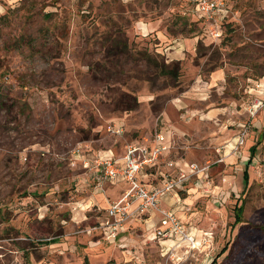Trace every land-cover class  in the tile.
<instances>
[{
    "label": "rangeland",
    "instance_id": "374dc122",
    "mask_svg": "<svg viewBox=\"0 0 264 264\" xmlns=\"http://www.w3.org/2000/svg\"><path fill=\"white\" fill-rule=\"evenodd\" d=\"M218 1L227 16L207 20L196 0H0V264H80V247L75 258H62L45 246L60 220L55 213L38 219V205L76 194L73 184L52 187L73 178L77 156L93 163L103 151L123 155L161 130L175 160L207 165L209 173L205 185L191 175L179 191L188 198L181 218L200 234L198 249L179 264H264V235L250 230L264 225V0ZM218 30L220 37L212 34ZM175 38L184 40V55L173 79L148 60L169 65ZM216 68L225 71L220 87L199 83L186 94L193 70L207 80ZM159 209L166 208L153 209L161 217ZM96 224L70 228L73 236L103 238L84 250L92 264H176L183 252L134 228L137 242L124 258L115 245L98 262L109 240Z\"/></svg>",
    "mask_w": 264,
    "mask_h": 264
},
{
    "label": "crops",
    "instance_id": "0c3cea01",
    "mask_svg": "<svg viewBox=\"0 0 264 264\" xmlns=\"http://www.w3.org/2000/svg\"><path fill=\"white\" fill-rule=\"evenodd\" d=\"M180 39L175 38L172 39L171 41H168V44L170 45L167 47V51L165 55L167 58H170V60H174V59L179 61L183 60L182 57L184 55V52L178 50V48L182 46L183 43L182 41L184 40H180ZM170 51H177L178 56L177 57L169 56ZM193 67H194L193 69H196L194 65ZM193 73H194V77L192 79L193 86L191 85L192 87L190 86L188 91H185L186 94L190 93V91L193 89L195 84L199 85V83H201V85L205 83V84H211L216 87H220V80L223 79L225 76V71L221 68H216L211 70L207 80L203 79V77L199 73H196V70H193ZM247 80L250 81V86L253 83L256 84V82H254V80H251L250 78H248ZM249 89L251 90V87ZM176 99L178 101L173 100V102L180 103L183 98L177 97ZM182 105L184 106H180V108L186 106V104L184 103ZM238 125L240 127L243 124L239 123ZM167 137L169 139V142L171 143L170 137L168 135ZM231 144L232 143H229V145ZM102 154H104V156H102ZM95 155L96 154H94V156ZM100 155H101L100 158L102 159L112 158V159L120 160V158L122 157V154L119 156H115L111 151L100 152ZM91 156L92 155H90V157ZM167 157L173 160L174 167L168 169L166 166L161 165L163 164V162H161L157 167L145 168L144 170H142L139 175V178L142 179V181L146 185H154V184H159L161 180V173L164 172L176 173L177 171H181V170L188 172V167L186 166L187 163L186 164L183 163L180 159L175 160L171 156V152L170 154L167 155ZM76 160L79 161L77 168H73V178L67 179L66 177V179L64 178L65 180H61L58 183H55L54 186L52 187L53 189L57 190L60 188L62 189L68 187L69 185L73 184L75 186L74 191L76 192V194H71L68 197L53 196L54 198L53 203H51V201L49 200V202H46V204L38 205L39 213H37L36 215L38 219H41V217L47 218V215L53 218L52 216H50V214L55 213L58 217L57 220H60L59 223L57 224L58 227L57 231L60 230V233L58 235H55L56 237L50 236L43 239L44 241H46L45 246L49 248L50 252L55 251L57 255L62 256V258L64 257V255L66 256L71 255L72 257L75 258L76 255H78L77 253L78 251L77 252H71V251L72 250L76 251L78 250V247H80L81 249H83V252H81L82 257L80 264H92L90 262L89 254L84 250L87 248L89 243L90 245L91 244L97 245L100 242H102L103 238L98 237L95 239H88L92 231H89L86 234H80L78 235L79 237L73 236V234L71 233L73 230H71L70 228L74 226L78 227L80 225H85L89 219H93V218L96 219V223L101 221L105 217V210L108 207L110 201L112 202L113 200L117 199L121 195V193L126 189L127 185L121 179L116 181L102 180V176L100 173L101 170L93 166L92 158L90 159L89 156H85V155L77 156ZM83 162H86L87 163L86 165H88L89 162H91V164H89L91 168L90 169L84 168L82 166ZM118 163H120V161H118ZM208 176L209 173L206 172L204 177H197L196 178L197 187H201L205 185L204 181L205 178H208ZM185 184L186 183H183L178 189H176V191L161 196L159 198V204L163 208H166L165 210H172L179 218V220L185 225L186 229L190 231L192 234H194V236H196V239H198L200 235L198 229L192 227L187 222H184V220L181 218V210L183 208L182 204L188 198H181L179 196V191L185 188ZM52 188H49V190ZM48 194L51 193L49 192ZM159 221H160V215L154 210H150L145 214L135 216L129 219L125 223L124 227L118 232L117 236L114 239L109 240V242L106 245V250L101 255L95 256L94 258L100 259V261L98 262L105 263V261H107L106 259L109 257V255H111L112 251L114 250L115 245L119 246L122 249V252L124 253L123 254V258H124L127 255V253H129L128 250L130 249V247L133 246L131 242L133 240L132 234L134 233V228H137L135 232L148 229L151 235L150 238H152L153 235L152 238L153 241H155V244L159 245L161 248L162 246L166 247L168 245H171L172 241L169 239L161 240L154 238V230L159 226ZM50 225L51 224L48 225V229L51 227ZM67 226L69 229L68 231L65 230ZM133 241L134 243L137 242L135 240ZM60 243L66 244L69 250L62 249ZM44 264H50V262L45 261Z\"/></svg>",
    "mask_w": 264,
    "mask_h": 264
},
{
    "label": "built area",
    "instance_id": "2783aa9c",
    "mask_svg": "<svg viewBox=\"0 0 264 264\" xmlns=\"http://www.w3.org/2000/svg\"><path fill=\"white\" fill-rule=\"evenodd\" d=\"M195 10L207 20L223 18L228 14L227 8L218 0H196ZM212 34L220 37L221 31L218 30ZM244 133L245 131L241 132L237 137L236 146H232L234 149L243 143ZM170 152L171 143L167 135L158 131L151 139L128 144L120 160L95 158L93 166L101 170L102 180L121 179L127 186L117 199L109 203L105 210V217L92 229L99 230L107 240L114 239L129 219L158 209L159 198L176 191L191 175L205 176L207 165L199 166L196 163H189L188 172L183 170L176 173L164 172L161 173L159 184L146 185L139 178L141 171L145 168L157 167L161 162L165 163L168 169L174 167L173 160L167 157ZM159 211L161 217L159 226L154 230V237L171 240L172 244L164 247L172 252L177 249L183 251L180 256L175 254L176 264H179L184 256L198 249L199 242L172 210L159 209Z\"/></svg>",
    "mask_w": 264,
    "mask_h": 264
},
{
    "label": "trees",
    "instance_id": "16d2710c",
    "mask_svg": "<svg viewBox=\"0 0 264 264\" xmlns=\"http://www.w3.org/2000/svg\"><path fill=\"white\" fill-rule=\"evenodd\" d=\"M199 47V45H198ZM150 64L153 63V66L156 68H159V73L165 76H170L171 78L175 79L179 77V70H180V63L178 60H173L171 61V63L169 65H167L164 62H157V60L151 61L150 59L148 60ZM254 153L253 152V148H251V154ZM252 160V157H249V160L247 161V164L243 170L242 173V180L244 182V185L246 186L248 183V171H247V166L250 164ZM242 210H243V206L242 204H237L234 206V223H239L242 221ZM252 228H250V230L259 233L261 235H264V225H251ZM227 249V246L225 245L224 247L221 248L220 250V254L224 253V251ZM215 263V258L212 259V261L210 262V264H214Z\"/></svg>",
    "mask_w": 264,
    "mask_h": 264
}]
</instances>
